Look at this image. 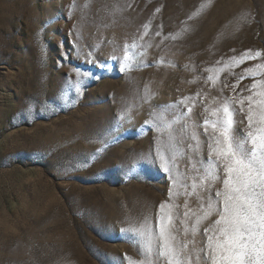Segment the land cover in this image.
Returning <instances> with one entry per match:
<instances>
[{"label":"rangeland","instance_id":"374dc122","mask_svg":"<svg viewBox=\"0 0 264 264\" xmlns=\"http://www.w3.org/2000/svg\"><path fill=\"white\" fill-rule=\"evenodd\" d=\"M134 39L143 63L121 71L112 57ZM248 50L262 55L218 72L219 81L234 85L264 63V0H0V264L140 260L120 229L154 220L172 187L151 162L167 139L153 114L190 97L187 122L202 123L203 105L221 96L219 82H205L208 70ZM77 69L95 77L80 78L79 94ZM252 82L223 94L248 95L241 89ZM195 159L179 170L194 176Z\"/></svg>","mask_w":264,"mask_h":264},{"label":"snow or ice","instance_id":"6c2138e0","mask_svg":"<svg viewBox=\"0 0 264 264\" xmlns=\"http://www.w3.org/2000/svg\"><path fill=\"white\" fill-rule=\"evenodd\" d=\"M148 27L144 25V35ZM179 35L177 33L173 39ZM138 47L134 39L123 46L122 57H112L120 64L121 71L143 63L137 60L138 54L134 51ZM261 55L259 50L255 53L248 50L239 57H231L224 68L208 70L210 74L205 82H211L213 87L219 82L221 96L219 99L213 96L210 104L203 105L202 123L193 121L189 125L187 122L196 106V101L190 97L153 114L154 126L166 134L167 139L160 141L151 162L159 160L158 167L167 175L172 187L169 199L159 204L154 220L146 215L120 229L121 236L137 247L141 257L136 260L125 256L128 264H264V63L245 68L242 75H237L234 85L219 81L218 76V72ZM76 71L77 80L72 87L79 94L80 78L95 77L90 72ZM245 78H253L250 85L241 89L248 95L223 94L224 88L235 92ZM186 101L190 102L187 112L183 109L178 114L172 112L169 119V109L180 108ZM241 114L247 121L243 130L238 129L243 123L239 118ZM120 119L130 121L131 116L125 112ZM199 129H203L204 139ZM205 147L206 160L201 155ZM193 157L196 158L192 163L195 175L189 177L179 170V162L192 161ZM188 179L192 180L191 184L187 183ZM217 184L221 186L217 188ZM181 196L185 197L183 212L177 202ZM193 196L198 202L195 210L188 199ZM208 221L211 222L202 227Z\"/></svg>","mask_w":264,"mask_h":264}]
</instances>
